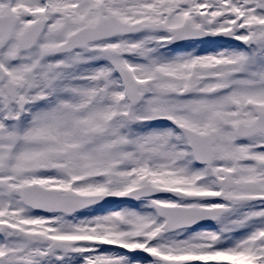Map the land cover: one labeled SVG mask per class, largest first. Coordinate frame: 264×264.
Wrapping results in <instances>:
<instances>
[{
  "label": "snow or ice",
  "instance_id": "obj_1",
  "mask_svg": "<svg viewBox=\"0 0 264 264\" xmlns=\"http://www.w3.org/2000/svg\"><path fill=\"white\" fill-rule=\"evenodd\" d=\"M0 264H264V0H0Z\"/></svg>",
  "mask_w": 264,
  "mask_h": 264
}]
</instances>
